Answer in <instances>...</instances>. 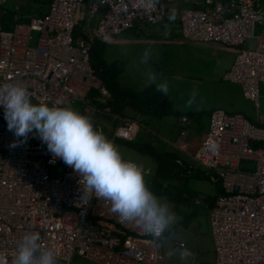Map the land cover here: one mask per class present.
<instances>
[{
    "label": "built area",
    "instance_id": "built-area-1",
    "mask_svg": "<svg viewBox=\"0 0 264 264\" xmlns=\"http://www.w3.org/2000/svg\"><path fill=\"white\" fill-rule=\"evenodd\" d=\"M7 1L0 0V6ZM42 1L45 11L28 22L21 21L18 4L12 6V27L5 29L0 22V83H18L37 103L61 106L85 102L91 90L101 98L109 96L90 62L96 41L161 22L167 12L159 0L154 5L150 0ZM261 1L197 0L196 7L182 8L178 14L184 40L235 50L223 79L238 84L256 106L259 83L264 85ZM84 6L87 16L80 27ZM257 27L263 31L256 34ZM248 39H254L253 48L246 46ZM112 116L119 122L113 137L133 141L140 123ZM187 121L186 115L180 117L172 142L185 157L176 163L185 173L204 169L223 189L207 211L215 247L212 264H264V125L217 107L209 114L204 139L190 151L182 139ZM15 140L0 107V252L8 264L28 232H39L41 242L59 253L60 264H70L75 255L99 264H164L158 243L133 224L121 222L109 203L86 195L80 177L62 159L54 161L38 137L30 134L26 143L10 147ZM248 161L252 168L244 165ZM57 166L63 173L51 174L50 168Z\"/></svg>",
    "mask_w": 264,
    "mask_h": 264
},
{
    "label": "rangeland",
    "instance_id": "rangeland-1",
    "mask_svg": "<svg viewBox=\"0 0 264 264\" xmlns=\"http://www.w3.org/2000/svg\"><path fill=\"white\" fill-rule=\"evenodd\" d=\"M24 2L33 5V11L39 12L37 9L38 4H45L42 0H9L0 6V15H5L6 19L11 22V6L13 3ZM191 0H170L163 4L166 7V16L161 23H156L153 27L156 29H162L163 33L172 34L176 30L175 16H178V9L181 7H191ZM261 7H264V1L259 3ZM8 8L10 10H8ZM3 10L6 12L3 13ZM82 16L85 18L86 13L82 11ZM93 19H96L94 16ZM82 25V22H79ZM153 25V24H151ZM128 29V30H132ZM134 30V29H133ZM135 33L123 32L117 37H128L135 39ZM137 34V33H136ZM33 35H36L33 32ZM253 41V39H251ZM95 55L93 60L96 63H112L114 60H122L119 66V74L117 76V82L120 86L128 87L132 89H141L144 87V83H148L147 79L150 76H137L130 75L126 66L125 55H127L128 49L131 48L128 44H125L124 48L117 43H111L108 41H96L94 43ZM124 49V50H123ZM125 51V54L122 53ZM122 57V59H121ZM120 59V60H119ZM126 67V68H125ZM118 70V69H116ZM166 79L162 77H154V81L151 82L156 88L159 83H166L168 92L166 96L170 100L173 108L177 112L191 113L190 120L185 125L186 136L182 137L185 141H188L190 148L195 150L204 139L207 128L210 112L217 108H223L227 113L241 112L248 119H255L257 108L251 101H248L242 97L239 93V87L235 83L218 81L215 83L211 81L212 77H204L200 79V76L192 82V79L183 78L182 75L173 73L166 75ZM144 81V82H143ZM259 91L261 94L260 104L258 111L264 114V85L259 83ZM189 101H192L189 104ZM34 103H37L33 100ZM68 106H72L78 111H82L83 114L92 116L95 124L100 128L103 133L112 140L116 145L120 146V150L125 159L135 161L143 168H149L150 172L147 175V180L152 178L155 174L156 167L158 165V153L164 151L170 153L179 158H185L181 151L172 145V142L177 139L179 133V124L175 115H168L161 118L150 117L146 114L140 113L135 110L127 109L128 116L137 120L140 123L138 133L133 141H125L113 137L115 127L119 122L113 120L112 114L108 111H96L90 105H86L85 102L80 100L71 101ZM188 146V147H189ZM189 148V150H190ZM147 150V151H146ZM192 150V151H193ZM191 151V150H190ZM244 165L252 168L253 163L251 161L243 162ZM202 171L204 169L200 168ZM51 174L61 175L64 171L63 167L50 168ZM205 171V170H204ZM172 184L178 186H186L188 190L194 191L198 194L206 196H216L217 183L210 181L207 176L189 177L186 181H178L176 179L170 180ZM166 202L170 210L175 214L176 223L173 226L171 235L163 242L158 243L163 252L164 264H212L215 258V247L213 237L209 227V218L207 215V232H200L198 229V223L194 217H190L192 207L183 206L180 211H176L171 201L164 195H157ZM183 244V247L187 249L191 254L185 261L179 259L176 250ZM70 264H99L85 257L75 255Z\"/></svg>",
    "mask_w": 264,
    "mask_h": 264
},
{
    "label": "clouds",
    "instance_id": "clouds-1",
    "mask_svg": "<svg viewBox=\"0 0 264 264\" xmlns=\"http://www.w3.org/2000/svg\"><path fill=\"white\" fill-rule=\"evenodd\" d=\"M155 2L150 0L153 5ZM147 59L146 52L145 62ZM157 91L166 95V83L157 84ZM32 96L18 83H0V107L4 108L8 130L16 137L10 147L26 143L30 134L38 137L54 161L62 159L80 177L86 195L109 203L121 222L133 224L151 236L152 242H165L176 217L169 205L151 190L146 170L125 159L120 146L108 139L92 116L72 106H61L60 102L34 103ZM41 241L39 232L26 233L12 264H60L59 253ZM176 254L185 261L191 253L181 245ZM0 264H8L3 252Z\"/></svg>",
    "mask_w": 264,
    "mask_h": 264
},
{
    "label": "crops",
    "instance_id": "crops-1",
    "mask_svg": "<svg viewBox=\"0 0 264 264\" xmlns=\"http://www.w3.org/2000/svg\"><path fill=\"white\" fill-rule=\"evenodd\" d=\"M196 1L197 0H191V2H189L191 7H195ZM14 4H18L19 6H21L20 10L22 13V18H21L22 22H28L31 16L43 13L46 8V5L43 4L42 5L43 7L41 8V10H39V12H34L33 5L29 4L28 2L24 3V2L15 1L13 5ZM12 6L10 7L11 9H12ZM198 7L205 8L204 5H200ZM179 10L180 8L178 9V14H179ZM10 18H12V15ZM96 19H93V21H95ZM174 19L177 25L176 26L177 32L173 31V33L170 35L168 34L165 35L162 29H156L155 27H153L155 24L153 25L144 24L140 26L139 28L138 27L133 28L134 30L132 29V30L124 31V32L130 31L131 33H135L134 34L136 37L135 39H130L125 36L117 37L118 35L122 34L123 33L122 32L120 34L112 36L107 41L111 43H117L123 48L125 44H128L129 46H131V48L128 49V51H131V52H128L127 55H125L126 57H124L126 61L127 69L129 70L130 75L150 76V79L149 80L147 79L148 83H144L145 86L152 84L151 82L154 81L153 79L154 77H162L163 79H166L165 78L166 75H170L173 73L182 75V77L186 78V80L192 79V82H194V80L197 79V77L199 76H200V79H203L204 77L209 78L211 76L212 77L211 81H214L215 83H217L218 81L230 82V81L223 79V74L232 64L234 57H235V53H236L235 50L232 48L222 46L218 43H191V42L184 40L180 34L178 16H175ZM85 20H86L85 15H84V18L81 15L79 22H82V23L84 22L82 24L84 25ZM158 23H161V22H158ZM7 26L8 27L5 29H10L12 27V19H11V22L7 21ZM262 31L263 29L260 27H257L255 29L256 34ZM246 46L253 48L254 39L253 41L251 39H248L246 42ZM146 52L148 54L147 62H145L144 60V54ZM122 53L125 54V51H122ZM122 60L120 61L114 60L111 62H116L119 64V62L121 63ZM238 87H239V93L242 95V97H244L241 87L239 85ZM244 99L246 98L244 97ZM259 104H260V101L257 106L253 103V105L257 108L255 119L250 120L246 117L248 120L256 124H260L264 122V114H261L258 111ZM232 113L242 114L239 111L232 112ZM182 115H186L188 117V121H187L188 123L190 120V116H188V113L179 112V114L176 116L178 120V124H179L180 117ZM184 130H185V126H184ZM185 136H186V131L183 137ZM185 142L189 146L188 141H185ZM188 148H190V146ZM193 149H194L193 147L190 148L191 151Z\"/></svg>",
    "mask_w": 264,
    "mask_h": 264
},
{
    "label": "trees",
    "instance_id": "trees-1",
    "mask_svg": "<svg viewBox=\"0 0 264 264\" xmlns=\"http://www.w3.org/2000/svg\"><path fill=\"white\" fill-rule=\"evenodd\" d=\"M159 1L163 5L170 0ZM37 7V9L41 10L43 6L40 4ZM8 10L10 9L8 8ZM11 11L13 12L12 9ZM83 12L86 13V6H84ZM3 13L5 14L6 12L4 11ZM7 21H9V19H6L5 15L1 14L0 22L3 24L4 28L8 27ZM75 33L77 34V31H75ZM93 46L94 44L90 50V62L96 74L107 88L109 96L101 98L96 90H91L84 97L86 104L92 106L96 111H108L112 115H119L121 117H130L128 116L127 109L135 110L154 118H161L168 115L177 116L179 114V112L174 110L170 100L163 93L157 91V88L153 84L146 85L138 90L120 86L116 79L119 74V64L116 62L109 64L96 63V61L93 60V55H95ZM190 114L191 113H188V116H190ZM257 125H264V122ZM158 154V165L155 174L148 180L151 190L156 195L166 196L168 200L172 202L176 211H180V208L183 206L192 207L193 210L190 213V217L195 218L197 215L196 210L190 202L197 199V193L188 190L184 185H174L170 183V180L176 179L178 181H186L189 177L207 176L206 172L196 167L191 173H185L176 163V156L165 153L164 151ZM218 193H223V189L219 183H217L216 188V194ZM214 199L215 196H206L203 199L207 211L213 206Z\"/></svg>",
    "mask_w": 264,
    "mask_h": 264
},
{
    "label": "water",
    "instance_id": "water-1",
    "mask_svg": "<svg viewBox=\"0 0 264 264\" xmlns=\"http://www.w3.org/2000/svg\"><path fill=\"white\" fill-rule=\"evenodd\" d=\"M206 195L198 194L197 199L192 200L190 203L196 210V221L198 223V229L200 232H207L208 224H207V209L204 204L203 199Z\"/></svg>",
    "mask_w": 264,
    "mask_h": 264
}]
</instances>
